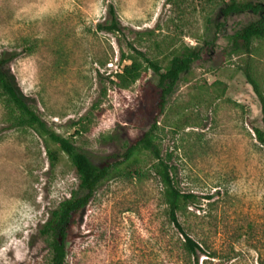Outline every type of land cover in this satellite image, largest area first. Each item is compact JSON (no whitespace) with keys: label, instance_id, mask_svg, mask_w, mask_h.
I'll return each mask as SVG.
<instances>
[{"label":"rangeland","instance_id":"obj_1","mask_svg":"<svg viewBox=\"0 0 264 264\" xmlns=\"http://www.w3.org/2000/svg\"><path fill=\"white\" fill-rule=\"evenodd\" d=\"M224 1L0 0L4 69L49 129L94 164L119 165L150 129L160 155L141 150L110 169L73 218L65 264H264V147L253 132L261 110L242 72L247 65L264 94V39L250 54L233 52L230 37L252 17L223 21ZM109 5L121 33L98 28ZM129 43L162 68L186 47L200 51L161 113L146 63L134 83H116ZM46 145L32 129L10 127L0 104V264H50L38 228L61 200L82 194L66 156L51 166ZM160 160L195 197L176 212L195 255L169 220Z\"/></svg>","mask_w":264,"mask_h":264},{"label":"trees","instance_id":"obj_2","mask_svg":"<svg viewBox=\"0 0 264 264\" xmlns=\"http://www.w3.org/2000/svg\"><path fill=\"white\" fill-rule=\"evenodd\" d=\"M107 11L108 22L99 24L98 28L110 33H121L114 8L109 5ZM240 14L250 15L252 20L230 37L231 48L235 53L250 54L253 52L254 42L264 39V0H225L219 9V16L223 21L230 16ZM128 47L132 51L129 57L130 62L123 66L120 73L115 74L116 83L122 86L134 83L139 78L141 62L146 63L158 76L157 109L158 113H161L180 75L190 70L191 65L200 58V51L186 47L175 54L162 68L157 61L149 59L130 43ZM5 63V59L0 57V104L9 126L17 129H32L46 142L51 166L58 161V154L62 153L74 168L77 176L78 190L82 194L77 196L73 193L70 197L61 200L54 209L48 212L46 220L38 228V234L46 239L51 251L50 264H65L66 242L77 236V230H73V218L88 204L97 186L107 178L110 169L118 166L116 168L121 170L119 165L131 162L134 154L141 150L150 152L155 159L159 160V151L153 143L152 129H150L125 149L122 156L123 161L118 163L119 165L108 162L94 164L86 153L75 147L68 138L62 137L47 127L36 111L19 95L4 69ZM242 72L260 104L262 128H254L253 132L256 141L264 147V94L247 65L243 67ZM49 144L54 145L57 150L51 149ZM154 173L162 185L163 203L167 207L169 220L183 235V248L191 255H195L199 246L184 232L176 216L180 204L192 202L195 197L192 194L181 193L173 185L170 169L162 160L154 169Z\"/></svg>","mask_w":264,"mask_h":264}]
</instances>
